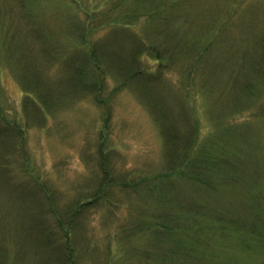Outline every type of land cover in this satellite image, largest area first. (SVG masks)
Here are the masks:
<instances>
[{
    "label": "rangeland",
    "instance_id": "obj_1",
    "mask_svg": "<svg viewBox=\"0 0 264 264\" xmlns=\"http://www.w3.org/2000/svg\"><path fill=\"white\" fill-rule=\"evenodd\" d=\"M0 264H264V0H0Z\"/></svg>",
    "mask_w": 264,
    "mask_h": 264
}]
</instances>
